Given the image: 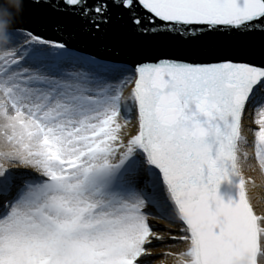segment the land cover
Returning <instances> with one entry per match:
<instances>
[{"label":"snow or ice","instance_id":"6c2138e0","mask_svg":"<svg viewBox=\"0 0 264 264\" xmlns=\"http://www.w3.org/2000/svg\"><path fill=\"white\" fill-rule=\"evenodd\" d=\"M41 7L74 27L48 38L28 22ZM113 17L178 46L264 38V0L0 3V264H264L244 171L264 174V59L128 63L71 46Z\"/></svg>","mask_w":264,"mask_h":264},{"label":"water","instance_id":"95a60500","mask_svg":"<svg viewBox=\"0 0 264 264\" xmlns=\"http://www.w3.org/2000/svg\"><path fill=\"white\" fill-rule=\"evenodd\" d=\"M6 0H0L4 3ZM28 0H21L27 3ZM28 22L34 28H41L44 35L50 39H58L57 25L70 30L75 22L66 16L53 12L50 8H29ZM71 46L84 51L86 54H95L100 57L111 58L120 62L132 63L137 60L152 61L161 56H178L189 60H208L220 56H228L236 60L259 62L264 59V38L253 35L242 38H230L213 35L178 46L172 42L149 39L131 34L123 27L122 22L113 17V23L107 33L92 38L77 33Z\"/></svg>","mask_w":264,"mask_h":264},{"label":"bare ground","instance_id":"6f19581e","mask_svg":"<svg viewBox=\"0 0 264 264\" xmlns=\"http://www.w3.org/2000/svg\"><path fill=\"white\" fill-rule=\"evenodd\" d=\"M245 175L251 176L254 185H249L248 194L252 198L253 203L257 206H264V174H261L258 170L253 171L250 167H245ZM171 227L170 225H168ZM162 233V232H161ZM172 234L174 235L175 232L172 231ZM164 237H167L168 233L165 231L162 233ZM171 248H164V247H155L152 249L153 253H165V252H174L180 247H182L179 244H171ZM157 264H172V258L168 256H157ZM155 260V261H156ZM154 263V260L153 262Z\"/></svg>","mask_w":264,"mask_h":264},{"label":"rangeland","instance_id":"374dc122","mask_svg":"<svg viewBox=\"0 0 264 264\" xmlns=\"http://www.w3.org/2000/svg\"><path fill=\"white\" fill-rule=\"evenodd\" d=\"M252 127H255V125H252ZM151 223H153L156 227V230L158 231L159 235L163 236L162 233H164L165 229H169L170 227L168 226V224L165 223V221L163 220H157V219H152ZM174 231V230H173ZM162 232V233H161ZM175 232V231H174ZM154 244L156 245L155 247H164L166 249L171 248V244H167V243H159V242H154ZM154 247V248H155ZM171 252V251H170ZM158 258V257H157ZM156 258V259H157ZM154 259V263L152 264H157V260ZM156 260V261H155ZM153 262V261H152Z\"/></svg>","mask_w":264,"mask_h":264}]
</instances>
